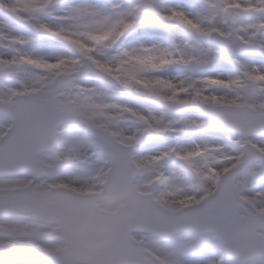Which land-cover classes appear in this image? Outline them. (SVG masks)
I'll list each match as a JSON object with an SVG mask.
<instances>
[{
  "label": "snow or ice",
  "instance_id": "obj_1",
  "mask_svg": "<svg viewBox=\"0 0 264 264\" xmlns=\"http://www.w3.org/2000/svg\"><path fill=\"white\" fill-rule=\"evenodd\" d=\"M0 264H264V0H0Z\"/></svg>",
  "mask_w": 264,
  "mask_h": 264
}]
</instances>
